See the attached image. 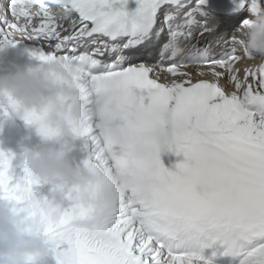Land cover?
Returning a JSON list of instances; mask_svg holds the SVG:
<instances>
[{
	"label": "snow or ice",
	"instance_id": "6c2138e0",
	"mask_svg": "<svg viewBox=\"0 0 264 264\" xmlns=\"http://www.w3.org/2000/svg\"><path fill=\"white\" fill-rule=\"evenodd\" d=\"M244 10L250 15L239 30L253 13L264 14V0L0 6V48L31 43L42 63L64 57L85 65L70 85L76 95L65 101L75 137L90 136L98 148L85 168L134 177L118 206L95 209L102 238L74 226L92 209L37 199L31 176L15 179L13 154L0 150V199L38 220L58 264H264V63H247L235 35L219 53L197 39ZM23 119L45 138L61 136L43 113ZM162 148L185 155L178 171L164 166Z\"/></svg>",
	"mask_w": 264,
	"mask_h": 264
},
{
	"label": "clouds",
	"instance_id": "9594fccd",
	"mask_svg": "<svg viewBox=\"0 0 264 264\" xmlns=\"http://www.w3.org/2000/svg\"><path fill=\"white\" fill-rule=\"evenodd\" d=\"M250 19L251 24L239 30L234 45L247 63L257 65L264 63V14L253 13ZM3 50L0 48V57ZM85 70V65L64 57L27 67L15 64L12 69L0 72V93L16 102L17 107L10 105L13 116L33 111L43 113L49 127L58 129L61 135L77 138L65 101L76 95L71 82ZM57 138H45L50 142L36 144L22 158L31 162L35 175L51 183L54 193L61 198L64 189L71 184L75 203L93 210L88 216L75 220L74 226L103 238L107 233L97 221L95 209L101 205L118 206L129 192L134 177L112 169H82L67 151L56 147ZM31 139V133L25 136V140ZM207 187L203 182L197 185L200 191ZM54 206L61 208L59 204ZM53 251L35 217L26 210H17L10 201L0 199V264H46L45 258Z\"/></svg>",
	"mask_w": 264,
	"mask_h": 264
},
{
	"label": "bare ground",
	"instance_id": "6f19581e",
	"mask_svg": "<svg viewBox=\"0 0 264 264\" xmlns=\"http://www.w3.org/2000/svg\"><path fill=\"white\" fill-rule=\"evenodd\" d=\"M193 2H195V0H193ZM63 23H65V25H67V22H63ZM226 23H227L226 20L222 18L216 24L223 27L221 30H224L226 28V27H224L226 25ZM213 35H214V33L211 32V33H205V35L203 37H197V39L199 40V45L202 46V45H206L209 43H214L221 36H223V38L225 40L229 39V37H227L226 33H224V32H221L217 37H213ZM149 63L154 64L155 60H150ZM5 109H7V107L4 106L0 102V112L8 115L9 111L7 109V113H5ZM23 135H24V141H27V140H25V136L27 135V133L23 132ZM86 140H87V144H88V150L87 151L89 153V156L87 157V159L94 158L95 154L98 151L96 142L91 137H87ZM10 174H12L15 179H19L20 177L30 175L31 179L33 180V185H32L33 192H34L37 199H46L48 202L52 203L53 205L59 204V205H61L62 210H67V209L71 208L68 204L61 202L54 197L52 189H51L50 185L48 184V182L38 178L35 175V173L33 172L32 168H31V162L30 161L23 159V161L20 165L12 164V168L10 169Z\"/></svg>",
	"mask_w": 264,
	"mask_h": 264
}]
</instances>
